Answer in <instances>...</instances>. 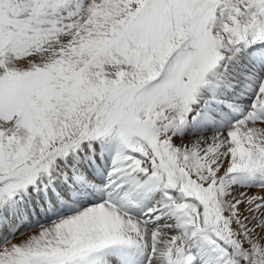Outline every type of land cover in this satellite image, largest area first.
<instances>
[{
  "label": "snow or ice",
  "instance_id": "snow-or-ice-1",
  "mask_svg": "<svg viewBox=\"0 0 264 264\" xmlns=\"http://www.w3.org/2000/svg\"><path fill=\"white\" fill-rule=\"evenodd\" d=\"M0 264H264V0H0Z\"/></svg>",
  "mask_w": 264,
  "mask_h": 264
}]
</instances>
